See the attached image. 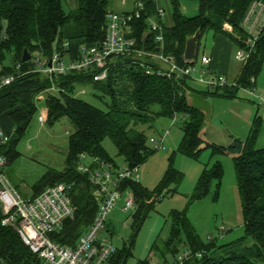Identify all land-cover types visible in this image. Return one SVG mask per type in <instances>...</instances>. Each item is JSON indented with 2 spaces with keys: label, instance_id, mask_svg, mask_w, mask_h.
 I'll list each match as a JSON object with an SVG mask.
<instances>
[{
  "label": "trees",
  "instance_id": "1",
  "mask_svg": "<svg viewBox=\"0 0 264 264\" xmlns=\"http://www.w3.org/2000/svg\"><path fill=\"white\" fill-rule=\"evenodd\" d=\"M143 1L146 8L140 18L132 21L130 36L137 40L140 49L156 52L159 47L155 41V33L149 29V19L153 18L158 22L161 19L157 15L156 2ZM198 1V13L190 16L183 12L180 0H168L174 23L172 27L163 26L166 53L173 54L178 63L184 65L187 39L198 29L201 30V36L194 64L198 59L201 41L209 31L213 34H226L237 44L238 49L246 47L247 32L242 22L252 3L264 0ZM110 10V0H78L77 8L69 12L64 10L63 0H0V61H6L8 54L14 53V59L21 63L22 70L28 71L30 63L22 61L24 49L50 57L55 45L65 40L72 42L73 46L81 42L98 43L105 37L107 14ZM226 25H230L233 31H227ZM143 63L159 68L149 56L134 55L118 58L112 65L107 80L102 82L94 81L90 72H71L53 79L37 72H28L0 91V117L9 119L13 125L11 139L3 149L8 165L21 155L18 145L38 112L40 99L44 98L45 120L50 127L63 118H67L74 127L68 139L64 168H49L31 187L33 198L46 187L57 183L72 186L75 215L67 218L59 230L51 232L50 238L62 244L75 245L98 212L99 203L94 195V187L87 173L78 169L84 160L81 155L84 154L86 160L99 158L118 167L104 145L105 139L109 138L128 166L140 167L158 150L153 147L147 129L153 128L157 117L173 118L177 114L183 118L184 136L179 147L182 154L198 160L202 150L211 148L215 153L234 155L245 236L221 245L212 237L209 243H204L190 225L186 213L174 210L170 215L167 250L176 254L185 234L193 256L184 264H264V147L257 146L262 119L255 116L245 140L233 138L232 143L227 146L207 143L202 148L205 143L202 131L206 112L189 103L187 93L194 90L188 85V78L176 80L158 74H146ZM263 65L264 29L248 61L242 64L237 77L239 86L197 92L203 98H236L242 88L256 87ZM12 69L13 67L8 66L5 70L9 72ZM253 77L255 81H252ZM53 84L56 90L50 89ZM85 86H91L109 97V101L105 102L106 109L77 96L78 89ZM223 175L224 169L219 162L206 167L196 183L191 203L209 195L213 182L219 187ZM182 178L181 172L170 167L154 193L138 180L124 181L122 189L132 190L136 198V211L132 215L135 230L131 246L152 206L148 200L152 196L159 198L164 191L165 194L168 193L169 186L174 182L179 183ZM216 198L217 196L214 197ZM3 217L0 204V263L43 264L14 228L2 224ZM248 237L252 239L251 243L248 242ZM157 242L155 247L158 246ZM198 252L202 255L196 256ZM128 257L124 249H115L110 264H127ZM138 264L151 263L148 259H143Z\"/></svg>",
  "mask_w": 264,
  "mask_h": 264
},
{
  "label": "rangeland",
  "instance_id": "2",
  "mask_svg": "<svg viewBox=\"0 0 264 264\" xmlns=\"http://www.w3.org/2000/svg\"><path fill=\"white\" fill-rule=\"evenodd\" d=\"M182 1L188 3L189 6H195L198 3V0ZM63 2L66 7L67 2L65 0ZM110 8L121 11L120 0H110ZM68 11H70L69 8ZM198 11V9L191 11L190 8L187 12L192 16ZM225 29L233 31L230 25H226ZM212 39V31L203 37L198 55L200 61L204 44L207 46L205 49L207 51L208 48H211ZM5 63L14 68L19 62L14 59V53H12L8 54ZM240 65L239 62L235 63L236 68ZM209 76L206 74L205 77ZM200 78V72H194L192 77L187 79V83L196 90H205L206 86L200 82ZM81 89H85L86 92L78 93L77 96L97 107L107 108L105 102L109 101L108 96L96 91L91 86L79 88L78 92ZM262 93L264 94V65L257 77L256 96H252L242 89L237 98L213 96L205 100L200 94L188 91L189 103L206 112V122L202 131L205 143L201 147L205 148L207 143L227 146L232 143V137L245 140L256 114L259 119H262L257 146L264 147V106L260 105L258 96ZM38 107L35 118L18 145L21 155L6 167L9 170L7 175L24 197L31 195L32 185L49 168L58 170L64 168L68 139L74 131L72 123L67 118L61 119L53 127L46 123L45 115L43 121L38 119L45 107L44 98L38 101ZM1 120L4 122V128L10 127L8 119L1 117ZM172 122L173 119L170 117H157L153 128L147 129L150 139L158 140L161 136H165V140L163 147L139 167L138 181L154 193L170 167L183 174L182 180L179 183H172L168 193L165 194L164 191L159 198L152 196L148 200L152 206L138 230L133 246H131V240L135 229L132 215L136 210L124 212L115 209L108 221L109 229L107 228L104 232V235L111 238L116 249L120 251L124 249L125 253L129 255L127 264H138L143 259H148L151 264H175V260L180 254L191 250L185 234H183V242L177 247L176 254L170 249L167 250L166 243L171 228L170 215L174 210L186 213L190 225L195 228L204 243H209V239L212 237L221 245L245 236L244 216L233 162L234 155L215 153L211 148L202 150L198 160L182 154L179 147L184 136L183 118L178 116V122L173 126ZM104 145L118 167L127 166L124 158L118 155L114 143L109 138L105 139ZM88 162L89 160H82L84 164ZM217 162L221 163L224 169L221 184L218 187L216 182H213L209 195L191 203V195L200 175L206 167H212ZM215 196H217L216 199H214ZM121 203L120 201L118 208L122 205ZM222 228H226V230L224 231ZM156 242L158 246L155 247ZM248 242H252L250 237H248Z\"/></svg>",
  "mask_w": 264,
  "mask_h": 264
},
{
  "label": "built area",
  "instance_id": "3",
  "mask_svg": "<svg viewBox=\"0 0 264 264\" xmlns=\"http://www.w3.org/2000/svg\"><path fill=\"white\" fill-rule=\"evenodd\" d=\"M154 1L157 15L161 19L168 9V0H165L166 6L161 3V0ZM122 2L126 4L127 0H122ZM145 8L143 0H135L134 7L130 11L110 10L107 14L105 37L102 41L92 44L81 42L73 46L72 42L65 40L55 45L50 57L42 56L38 52L31 53L32 58L29 61L28 71L22 70L21 63H18L12 71L8 72L5 70L8 65L5 61H0V91L28 72H37L50 79L71 72H90L93 74L94 81L102 82L107 80L110 69L118 58L134 55L149 56L159 65V68L155 69L143 63L146 74H158L176 80L192 77V74L199 70L193 60L185 59L186 63L183 65L178 63L173 54L165 52L163 23L153 18L149 19V29L155 33V41L159 47L156 52L140 49L137 40L130 36L132 21L140 18ZM242 26L247 32L246 47L239 48L235 57L244 65L264 29V2L252 3ZM211 61L212 58L208 56L201 58L203 65L210 64ZM200 71L202 73L200 82H203L208 90L239 86L237 79L231 80L225 74H210L206 78L204 68ZM252 81L255 79L252 78ZM50 89L56 90L55 85L53 84ZM242 89L256 96V87ZM85 92V89H81L77 95ZM258 96L260 105L264 106V94ZM178 116L180 115L173 116L172 125L178 121ZM40 120L43 121V116ZM11 135L12 132L0 126V204L4 214L2 224L14 228L43 264H110L115 247L111 238L104 235V232L108 227L112 212L120 201H123V211L134 212L136 210L135 194L130 189L123 190L122 185L127 179L138 180L139 167L127 165L120 168L99 158H90L87 164L80 163L78 169L87 173L94 187L99 209L94 221L75 245L62 244L52 240L49 234L59 230L67 218L75 215L76 208L71 196L72 186L57 183L46 187L33 198H24L5 174L8 159L3 149L9 143ZM164 140L165 136H161L158 140L150 139L157 149L163 147ZM81 157L87 159L84 154ZM201 255L200 252L196 253V256ZM192 256L191 250H188L176 258L175 264H184Z\"/></svg>",
  "mask_w": 264,
  "mask_h": 264
},
{
  "label": "crops",
  "instance_id": "4",
  "mask_svg": "<svg viewBox=\"0 0 264 264\" xmlns=\"http://www.w3.org/2000/svg\"><path fill=\"white\" fill-rule=\"evenodd\" d=\"M66 2H67V6L66 7H64V2H63V8H64V10L66 11V12H69L68 11V8H69V10H73V9H75V8H77V6H78V0H65ZM134 2H135V0H127V3L125 4V3H123L122 2V0H120V4H121V7H122V9H121V11H118V12H127V11H130V10H132L133 9V7H134ZM168 2V1H167ZM180 2H181V8H182V10H183V12L185 13V14H187L188 15V10H190V8H191V11L192 10H199V1H198V3L197 4H195V6H189L188 5V3H185V2H183L182 0H180ZM161 3L164 5V6H166V1L165 0H161ZM168 5H169V2H168ZM195 8V9H194ZM112 10H114V11H117L116 9H113V8H111ZM194 14V13H193ZM196 15V14H195ZM161 22L163 23V25L165 26V27H172L173 26V17H172V12H171V8H170V5L168 6V9H167V11H166V13H165V15H164V17L163 18H161ZM206 41V40H205ZM206 45L204 44V48H203V52H202V57L203 56H208V57H211L212 58V61H211V63L210 64H207V65H203L202 64V62L200 61V59H197V62H196V65L198 66V64H199V61H200V64H201V66H199V68L201 69V68H204V70L206 71L205 73H204V77L206 76V74L207 75H210V74H219V73H221V74H225L229 79H231V80H235L238 76H239V74H240V71H241V68H242V63L239 61V60H237L236 59V57H235V53H236V51H237V49H238V46H237V44L229 37V36H227L226 34H223V33H219V34H213V39H212V43H211V48H208V50L206 51L205 49H206ZM201 57V58H202ZM236 62H239V63H241V65L238 67V68H236L235 67V63ZM206 67H208L209 69L208 70H206L205 68ZM197 72V71H196ZM198 72H200V74H202L201 73V71L200 70H198ZM202 84H204L203 82H201ZM205 85V84H204ZM206 86V85H205ZM193 88V87H192ZM207 89V88H206ZM205 89V90H206ZM193 90L194 91H192V92H194V93H198L197 91H199V90H196V89H194L193 88ZM202 91H204V90H202ZM199 94V93H198ZM209 97H213V96H208V98ZM215 97V96H214ZM216 97H218V96H216ZM208 98H203V99H205V100H207ZM227 98V97H226ZM237 98V97H236ZM45 112V107L42 109V112L39 114V117H38V119L41 117V116H43V119H44V113ZM257 115V114H256ZM255 115V116H256ZM255 118V117H254ZM254 118H253V120H254ZM40 120V119H39ZM253 120H252V123H253ZM8 121H9V119H8ZM178 122V121H177ZM176 122V123H177ZM175 123V124H176ZM175 124H173V125H175ZM4 122L1 120V117H0V126L4 129V130H6V131H9V132H13V125L11 124V122L9 121V125H10V127H5L4 128ZM172 125V126H173ZM252 125V124H251ZM251 129V128H250ZM249 134V133H248ZM232 138H235V137H232ZM9 166V165H8ZM7 166V167H8ZM5 170H6V175L8 174V172H9V170L8 169H6L5 168ZM8 176V175H7ZM8 178H9V176H8ZM10 179V178H9ZM11 180V179H10ZM11 182H12V180H11ZM12 184H13V182H12ZM13 186L15 187V189L18 191V192H20V190H19V188L15 185V184H13ZM21 193V192H20ZM22 194V193H21ZM27 197V196H26ZM32 197V191H31V195L30 196H28L26 199H30ZM122 203V205L120 206V208H118V205H119V203H118V205L116 206V208L115 209H119L120 211H123L122 210V206H123V201H121ZM115 209H114V211H115ZM114 211L112 212V213H114ZM125 212V211H124ZM112 215V214H111ZM110 218H111V216H110ZM109 218V219H110ZM108 228V227H107ZM109 229V228H108ZM116 249V248H115ZM1 264V263H0Z\"/></svg>",
  "mask_w": 264,
  "mask_h": 264
},
{
  "label": "water",
  "instance_id": "5",
  "mask_svg": "<svg viewBox=\"0 0 264 264\" xmlns=\"http://www.w3.org/2000/svg\"><path fill=\"white\" fill-rule=\"evenodd\" d=\"M201 36V30L198 29L195 34L190 36L187 39L186 46H185V51H184V58L188 61L194 60L196 53H197V48H198V42L200 40ZM32 58L31 53L27 50L24 49L23 55H22V61L23 62H29ZM51 66V61L49 63Z\"/></svg>",
  "mask_w": 264,
  "mask_h": 264
}]
</instances>
